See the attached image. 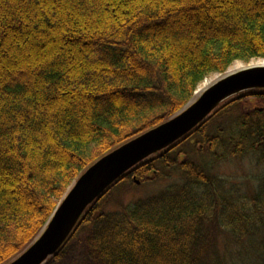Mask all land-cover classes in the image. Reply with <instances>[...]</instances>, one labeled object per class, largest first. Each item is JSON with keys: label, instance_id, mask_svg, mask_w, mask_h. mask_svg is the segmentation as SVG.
Masks as SVG:
<instances>
[{"label": "trees", "instance_id": "obj_1", "mask_svg": "<svg viewBox=\"0 0 264 264\" xmlns=\"http://www.w3.org/2000/svg\"><path fill=\"white\" fill-rule=\"evenodd\" d=\"M261 59L264 0H0V264L99 159L170 120L207 77ZM252 159L264 167L261 89L124 174L45 264L82 236L99 264H228L222 250L264 228V175L246 192L233 172ZM163 181L109 207L121 184Z\"/></svg>", "mask_w": 264, "mask_h": 264}, {"label": "water", "instance_id": "obj_2", "mask_svg": "<svg viewBox=\"0 0 264 264\" xmlns=\"http://www.w3.org/2000/svg\"><path fill=\"white\" fill-rule=\"evenodd\" d=\"M231 67L219 73L223 75L219 80L170 120L120 146L87 169L33 244L9 264H45L65 244L88 207L124 174L183 139L234 98L248 91L264 90V62L235 72ZM134 181L140 184L136 177Z\"/></svg>", "mask_w": 264, "mask_h": 264}, {"label": "rangeland", "instance_id": "obj_3", "mask_svg": "<svg viewBox=\"0 0 264 264\" xmlns=\"http://www.w3.org/2000/svg\"><path fill=\"white\" fill-rule=\"evenodd\" d=\"M242 63L249 65L251 61ZM214 75L207 78L213 77ZM204 81L197 87V90L192 98L193 100L198 97L196 92L200 86L203 85ZM232 166H220V168L223 173L232 176L230 169L231 171L235 169V167ZM233 172L236 177H239V181L242 182L240 184L243 185L242 189L244 191L254 192L257 180L264 175V167L257 166L254 159L251 161L244 160L241 169ZM166 185L167 181L142 186L121 184L114 190L111 196V202H109V207L117 208L118 205H126L133 200L147 197L160 191ZM259 231L260 232H258L254 239L246 240L241 244L230 243L227 250H222V252L228 251V264H264V228ZM81 239L82 240L80 241H72L68 247L66 257L58 264H99L92 256L89 255L85 237L82 236ZM221 248L224 247L222 246Z\"/></svg>", "mask_w": 264, "mask_h": 264}, {"label": "bare ground", "instance_id": "obj_4", "mask_svg": "<svg viewBox=\"0 0 264 264\" xmlns=\"http://www.w3.org/2000/svg\"><path fill=\"white\" fill-rule=\"evenodd\" d=\"M263 62H264L263 60H260V61L253 60V61H251V63L249 65H245L242 62H237V63H235L231 67L230 70L232 72L233 71L235 72L237 70H240V69L245 68V67H248V66L260 65ZM222 76H221V74H217V75H214L213 77L206 78V80L204 81L203 85L200 86V88L198 89V91L196 92V94L199 95L200 93H202L205 89H207L208 87H210L213 83H215L217 80H219Z\"/></svg>", "mask_w": 264, "mask_h": 264}]
</instances>
